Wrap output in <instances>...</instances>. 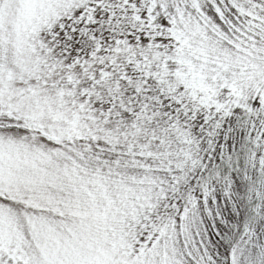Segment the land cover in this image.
Instances as JSON below:
<instances>
[{
    "label": "snow or ice",
    "instance_id": "6c2138e0",
    "mask_svg": "<svg viewBox=\"0 0 264 264\" xmlns=\"http://www.w3.org/2000/svg\"><path fill=\"white\" fill-rule=\"evenodd\" d=\"M0 264H264V0H0Z\"/></svg>",
    "mask_w": 264,
    "mask_h": 264
}]
</instances>
